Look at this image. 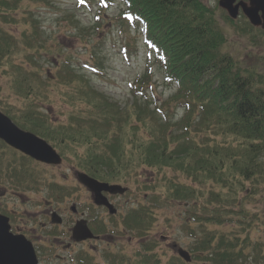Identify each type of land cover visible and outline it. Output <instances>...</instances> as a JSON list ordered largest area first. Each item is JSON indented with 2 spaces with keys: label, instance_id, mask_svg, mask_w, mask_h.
<instances>
[{
  "label": "trees",
  "instance_id": "1",
  "mask_svg": "<svg viewBox=\"0 0 264 264\" xmlns=\"http://www.w3.org/2000/svg\"><path fill=\"white\" fill-rule=\"evenodd\" d=\"M90 1L99 3L97 12L112 4L109 0ZM120 2L123 25L140 31L149 54L155 55L166 83L174 89L160 109L142 91L146 81L138 79L131 85L132 104L121 109L65 62L58 81L72 87L65 98L77 112L73 110L68 125L57 129V138L42 132L41 126L32 123L45 115L35 101L42 87L35 79L40 77L25 68L23 61L16 63L11 46L16 49L18 40L0 29V68L9 67L22 99L34 107V111L17 114L0 105V111L92 179L123 185L131 179L128 168H133L134 161L136 167L156 175L158 185L148 187L153 192L159 186V204L157 193H151L148 206L130 209L122 218L121 227L131 238L150 235L158 205L159 216L176 205L183 215L178 227L194 239L190 252L195 261L264 264V244L253 240L250 231L217 229L250 228L264 213L248 208L258 196L264 198V75L242 67L221 51L225 42L222 30L213 10L200 0ZM20 3L0 0L1 23L11 22ZM246 25L249 31L264 33ZM30 59L26 58L28 67ZM149 73L148 69L142 78L148 80ZM173 107L182 111L177 120ZM127 130L138 137L127 139ZM71 146L76 150L69 160L65 150ZM34 165L40 166L0 141V189L15 193L35 190L39 171ZM156 246L154 240H147L133 255L109 252L105 263L186 264L176 255L163 262ZM85 260L94 264L91 258Z\"/></svg>",
  "mask_w": 264,
  "mask_h": 264
},
{
  "label": "rangeland",
  "instance_id": "2",
  "mask_svg": "<svg viewBox=\"0 0 264 264\" xmlns=\"http://www.w3.org/2000/svg\"><path fill=\"white\" fill-rule=\"evenodd\" d=\"M109 1L112 2L110 6L97 12L99 3L90 0H21L11 17V22L1 23L3 21H0V29L18 40L19 45H16V49L13 50L11 46V53L15 52L13 59L17 64H21L23 61L25 68L40 77V80L35 79L42 83L40 98L35 101L38 102L37 109L45 115L32 123L41 126L42 132H49L57 138L59 131L57 129L68 125L71 112L74 110L69 100L65 98V94L69 93L72 87L59 85L58 81V73L60 70L63 71L62 64L65 62H69L78 75H83L97 92L105 95L121 109L132 104L130 87L138 79H140L138 82L141 80L147 82L148 85H144L142 91H146V98L153 104H158V107L173 94L174 89H171L166 83L160 68L161 65L158 64L153 53L149 54V48L145 45L140 31L134 30L126 23L123 25L124 17L119 15L122 8L120 0ZM200 1L213 10V16L222 30L225 42L221 51L237 60L242 67L264 75V33L261 34L256 30L249 31L246 25L248 22L242 16H239L235 22H231L226 12L219 7V0ZM127 46L129 51L124 52ZM29 57L31 58L29 61L32 63H29L28 67L26 58L28 61ZM148 69L150 72L149 81L142 78ZM13 81L14 77L9 67L0 68V105L4 109L10 108L17 114H20L22 110L34 111L33 106L24 102ZM171 111L175 114V120L182 115V111L174 107L171 108ZM133 135L138 137L135 132L133 134V131L127 130L125 136L130 139ZM67 149L68 152L65 150V153L70 160L76 149L72 146ZM78 151L82 152L83 150ZM38 165L40 166L34 165L33 167L39 171V186L33 191H25L22 194L23 202L18 200V202H12L14 198L10 196L1 199L0 195V202L6 205L8 210L23 215L24 213L29 214V218H34L44 211V201L54 202L67 199L78 203V200L91 199V193L78 183L75 175L77 170L71 161L64 160L59 167ZM136 166L134 161L133 168H131L132 166L128 168L131 179L121 185L123 188H127L128 192L124 195L106 193L117 197L113 199L112 203H115L114 208L118 214L112 220L115 219L119 224L126 216L128 209L138 208L140 205L148 206L151 193H157L158 197L156 196V198L159 204V186L153 192L150 190L153 186L158 185L154 178L156 175L153 176L144 167ZM180 180L183 179L180 178ZM7 183H4L3 186H6ZM148 186L151 188L149 189ZM147 188L149 190H146ZM37 189L39 190L37 191ZM262 195L264 197V193ZM157 208L156 222L152 227L150 226L148 237L133 239L128 232L126 235L120 233V236L113 233L112 241L91 243L93 251L88 246L84 247L83 250H86L91 256L83 255L82 248L77 246L69 262L53 261L52 264H87L84 259L89 258L93 260L94 264H106L108 259L106 255L109 252L133 255L135 250H139L140 243L147 240L155 241V245H157L155 252L159 254L163 262L171 256H175L176 249L179 248L188 253L191 258L190 264H205L195 261L190 252L194 239L178 227V224L183 220L181 208L175 205L170 209L162 210L160 216L159 205ZM248 208L249 210L264 211V198L258 196L257 199L250 202ZM99 213L102 218L108 217V214L102 210ZM165 217L170 221L166 222ZM26 220L27 218L18 216L13 225L20 228H23L22 226L31 228L33 220L25 223ZM214 228L210 227V229ZM250 228L217 227L222 231H234L241 234H244L242 229L250 231L253 240L264 244V213L261 221L253 223ZM117 229L123 230L118 225ZM13 233L15 232L13 231ZM115 233L117 232L115 231ZM99 234H103V232L100 231ZM50 240L44 236L39 243L48 247ZM173 244L178 246L175 250L172 249ZM61 256L67 257V254Z\"/></svg>",
  "mask_w": 264,
  "mask_h": 264
},
{
  "label": "flooded vegetation",
  "instance_id": "3",
  "mask_svg": "<svg viewBox=\"0 0 264 264\" xmlns=\"http://www.w3.org/2000/svg\"><path fill=\"white\" fill-rule=\"evenodd\" d=\"M22 194L12 191H0L1 199L10 196L14 198L12 202H23ZM103 197L114 207L115 203H112V201L117 197L104 193ZM43 205L45 206L44 211L34 218H29V214L24 213L23 215L16 211L8 210L6 205L0 202V214L8 218L11 233L14 231V235H22L31 242L38 264H52L53 261L58 263L69 262L77 246L82 248L83 255L91 256L86 250H83L85 246H88L93 251V244L90 245L91 243L112 241L113 236L111 235L113 233L115 235L116 223H118H115V219L112 220L115 216H109V211L106 208L96 206L92 197L89 200H78V203L67 199L55 200L54 202L44 201ZM100 210L107 213L108 217L102 218L99 213ZM18 216L27 218L25 223L33 220L31 228L14 226L13 224ZM118 226H121V224L118 223ZM76 228L87 229L93 235V239L77 241L73 235V231ZM99 228L103 234H99ZM121 232L124 233L123 230ZM44 236L51 239L48 247L39 243ZM62 254H67V257L61 256ZM83 257L87 258L86 256Z\"/></svg>",
  "mask_w": 264,
  "mask_h": 264
},
{
  "label": "water",
  "instance_id": "4",
  "mask_svg": "<svg viewBox=\"0 0 264 264\" xmlns=\"http://www.w3.org/2000/svg\"><path fill=\"white\" fill-rule=\"evenodd\" d=\"M219 7L224 10L230 20H236L240 13L248 23L255 28L264 31V0H219ZM0 141L9 148L23 154L35 162L60 166L62 163L58 153L44 140L32 133L19 129L9 118L0 112ZM78 182L83 185L93 196L94 204L105 206L109 210L112 207L102 196V193L123 194L126 190L120 186H109L99 183L85 174L77 175ZM111 210L110 214H114ZM77 241L91 239L92 235L86 229H75L73 233ZM177 254L185 262L191 261L187 252L177 249ZM0 264H37L33 246L21 235H13L10 232L8 218L0 215Z\"/></svg>",
  "mask_w": 264,
  "mask_h": 264
}]
</instances>
